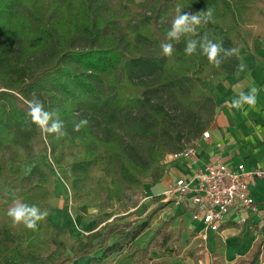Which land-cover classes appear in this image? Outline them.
Segmentation results:
<instances>
[{
  "label": "trees",
  "instance_id": "obj_1",
  "mask_svg": "<svg viewBox=\"0 0 264 264\" xmlns=\"http://www.w3.org/2000/svg\"><path fill=\"white\" fill-rule=\"evenodd\" d=\"M110 1L0 0V152H15L6 166L0 165V176L7 172L13 178L5 205L20 199L47 213L35 231L25 227L20 235L1 223L0 264H110L113 255L122 253L133 264H173L171 257L154 260L151 251L177 257L183 252L175 218L159 219L147 245L135 244L163 206L141 222L109 220L115 203L122 204L126 186L143 190L145 183H160L164 159L182 153L205 129L213 112L208 80L218 73L234 74L240 59L234 56L216 68L199 50L187 56L186 38L173 42L171 57L162 55L160 45L167 42L177 5L182 11L213 9L214 22L198 32L223 39L226 48H237L241 28L251 23L258 26L254 37L264 38V13L259 11L264 0ZM33 92L47 110L59 112L67 135H46L28 123L27 102ZM170 108L181 113L179 136L162 135L175 115ZM81 119L87 125L73 131ZM70 147L77 150L71 156ZM43 154L48 167L41 162L23 166ZM69 156L65 183L70 197L65 201L73 213H81L78 203L89 196L94 167L110 178L109 184L99 179L92 189L103 225L73 243L69 227H55L48 216L55 198L53 166L64 165ZM113 235L118 236L110 243ZM263 251L260 239L237 264H256Z\"/></svg>",
  "mask_w": 264,
  "mask_h": 264
},
{
  "label": "crops",
  "instance_id": "obj_2",
  "mask_svg": "<svg viewBox=\"0 0 264 264\" xmlns=\"http://www.w3.org/2000/svg\"><path fill=\"white\" fill-rule=\"evenodd\" d=\"M238 51L243 70L238 68L232 75L218 73L211 78L212 117L205 129L192 140L193 152L187 157L179 158L173 157V154L168 155L165 161L166 173L160 183L145 185L146 199L154 206L146 210L143 220L157 207L163 206L156 217L167 209L171 210L169 218L162 216L159 219L175 218L173 223L177 220L180 224L184 222L186 228L173 227L182 230V242L184 234L191 233L194 239H199L198 241L204 245V250L189 253L193 255L191 257L195 259L193 261H196L195 264H216L217 258L220 260L219 264H237L239 259H245L250 255L258 240H264V38L254 37L250 46L242 41L238 45ZM252 87L257 89L255 105L245 104L239 109L232 107V101L238 97V93L243 91L247 94ZM206 131L209 132L208 137L203 136ZM218 161L230 167L242 163L246 170L257 172L249 184V191L255 199V204L243 212H231L225 217L221 228L213 231L207 229L202 220L193 219L191 195L180 200L177 197H166L164 192L178 178L184 177L189 180L197 171L205 170ZM160 184L164 186L162 193H154L153 188ZM57 187L56 183L55 191ZM159 196L161 198L157 199ZM242 218L246 221L243 222ZM155 230L156 228L151 225L144 231L150 234L140 247L147 245ZM216 252L220 253L219 257ZM155 253L160 257L154 258ZM171 253L173 252L159 253L152 250L151 257L158 260L171 257ZM181 255H185L184 248ZM171 258L173 262V257ZM121 260L126 262L133 259L124 261L122 256ZM256 264H264V251Z\"/></svg>",
  "mask_w": 264,
  "mask_h": 264
},
{
  "label": "rangeland",
  "instance_id": "obj_3",
  "mask_svg": "<svg viewBox=\"0 0 264 264\" xmlns=\"http://www.w3.org/2000/svg\"><path fill=\"white\" fill-rule=\"evenodd\" d=\"M152 2L154 0H136V2ZM112 5L115 4L114 0L110 1ZM260 12L264 13V7H261L259 9ZM171 21L176 15V11L171 12ZM253 17H257V15H254ZM252 17V18H253ZM119 24L122 26L123 29V21L118 18ZM110 33H112V29L108 30ZM255 33H258V26L254 23H251L249 25H244L243 28L240 30V34L237 41V49L240 42L244 41L247 45L250 44L251 40L254 38ZM216 75V74H215ZM214 75V76H215ZM213 77V76H212ZM211 77V78H212ZM211 78H209L208 82L211 83ZM170 111L172 114H175L172 121L170 123H166V130L163 131L162 135H178L179 136V130L181 129L182 124V117L181 113L174 112V109L170 108ZM185 137L182 136L181 142H185ZM146 141H150V139H146ZM76 148L70 147L68 148V153L71 156L72 154L76 153ZM15 152L11 150L10 148H5L0 152V165L6 166L8 161L14 157ZM69 156V159L66 161L64 165H55L53 166L54 171V177H55V184L57 183V189L55 191V198L50 201L49 203V211L48 216L50 221L55 227H58L60 225H66L69 227V237L71 242H75L79 237L86 236L91 231L100 228L103 224L101 223V209H100V203L97 199H95L94 194L92 193V189L96 185V182L100 179L103 183L109 184L110 178L104 177L103 173L100 171L98 167H94L91 172L90 176L93 179V183L89 184L87 186V193H89V196L83 199L81 202L78 203V208L80 209L79 215L76 213H73L71 209V205L66 203V199L70 197V191L68 186L65 183L66 177L69 175V170L65 166L68 164L71 160V157ZM168 157V156H167ZM167 157L164 159V163L166 164ZM34 162H41L46 167L49 166V162L47 161V157L45 154L39 156L35 161H31L28 164L24 163L23 166H28L33 164ZM13 183L12 175L4 172L0 176V226L3 221L7 222L11 225V227L14 230V233L17 235H20L23 232V229L25 226L23 224L14 226L10 220V218L7 216V210L10 208L13 204L10 203L8 206L5 205V202L7 201L9 195L8 192L11 190V185ZM150 183H145L142 189H132L128 188V186L125 187V193H124V199L120 203H115V208L113 209V216L110 218L109 221H111L114 217V222L116 224H123L125 222H132L135 223L137 221H143L144 214L147 209H152L154 204L150 202L149 199H146L147 193L145 189V185ZM164 189L163 184H160L153 188L154 193H162ZM20 200V199H19ZM21 201V200H20ZM170 206V204L168 205ZM171 207V206H170ZM108 208V207H107ZM108 212L112 211L111 208H108ZM172 212L171 210H165L162 213H160L155 220L152 222V226L154 228H157L158 226V220L162 216H165V218H169L171 216ZM189 217V215H187ZM185 227V223L182 222L179 223V220L173 223L174 228L178 227ZM186 228V227H185ZM150 233L144 232L141 234L138 239L136 240V245L143 246V243L147 239ZM118 235H113L110 239V243L117 237ZM0 238H1V227H0ZM184 251L185 255L177 257L173 253L170 254L171 257H173L174 264H195L193 262L195 259L191 256L192 254H189L191 252H198L199 250H204L203 243H200L199 239H194L193 234L190 233L184 234ZM1 242V240H0ZM101 251H96L94 254L97 255ZM124 254H116L111 257V264H133V260H129L126 262H122L121 258ZM160 255L154 254V258H159ZM77 264V262H75Z\"/></svg>",
  "mask_w": 264,
  "mask_h": 264
},
{
  "label": "clouds",
  "instance_id": "obj_4",
  "mask_svg": "<svg viewBox=\"0 0 264 264\" xmlns=\"http://www.w3.org/2000/svg\"><path fill=\"white\" fill-rule=\"evenodd\" d=\"M213 21V9L201 10L197 12L182 11L181 6H176V15L171 21V26L166 32V41L161 43L160 47L164 57H171L174 51V43H179L182 38H186L184 52L187 56H191L199 50L200 54L205 56L208 62L216 68H220L222 64L229 58L239 55V51L235 47H224L223 39L210 38L208 32L202 35L198 32V28L207 25ZM243 70V64L239 65ZM257 89L252 87L246 94L243 91L238 93V97L232 101V107L242 108L245 104L255 105ZM28 111L26 117L28 123L35 125L43 134H54L57 138L67 135L66 123L60 118L59 112L56 110H47L43 101L33 92L31 99L28 100ZM86 119H81L78 123H74L73 131L79 132L81 128L87 125ZM47 213L42 211L35 204L21 202L19 199L13 201V204L7 210V216L10 218L14 226L23 224L27 229L35 231L39 222L43 221Z\"/></svg>",
  "mask_w": 264,
  "mask_h": 264
},
{
  "label": "built area",
  "instance_id": "obj_5",
  "mask_svg": "<svg viewBox=\"0 0 264 264\" xmlns=\"http://www.w3.org/2000/svg\"><path fill=\"white\" fill-rule=\"evenodd\" d=\"M203 136L208 137L209 132H204ZM192 152V146H188L173 157H187ZM256 175L257 172L246 170L242 163L230 167L218 161L205 170L197 171L189 180L178 178L169 185L164 195L180 200L191 195L193 219L202 220L207 229L218 231L228 214L233 211L240 213L254 206L255 199L249 191V184ZM242 221L246 219L242 218Z\"/></svg>",
  "mask_w": 264,
  "mask_h": 264
}]
</instances>
